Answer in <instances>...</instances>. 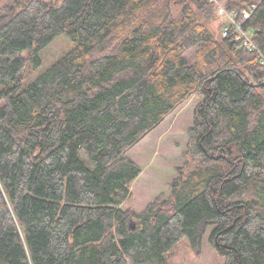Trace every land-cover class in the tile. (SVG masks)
Returning a JSON list of instances; mask_svg holds the SVG:
<instances>
[{"label":"trees","instance_id":"16d2710c","mask_svg":"<svg viewBox=\"0 0 264 264\" xmlns=\"http://www.w3.org/2000/svg\"><path fill=\"white\" fill-rule=\"evenodd\" d=\"M219 1L255 5L241 23L264 48V0ZM215 17L209 0H0V264H170L204 223L224 264H264V66ZM58 34L73 47L23 87ZM192 95L167 194L123 209L126 152Z\"/></svg>","mask_w":264,"mask_h":264},{"label":"rangeland","instance_id":"374dc122","mask_svg":"<svg viewBox=\"0 0 264 264\" xmlns=\"http://www.w3.org/2000/svg\"><path fill=\"white\" fill-rule=\"evenodd\" d=\"M220 22L221 20L215 17V21L211 24V30L217 38H220L218 29ZM72 47V41L65 34H58L42 49L41 65L34 69L28 64L22 86L25 87L33 81L38 74ZM21 55L25 56L26 51ZM199 100L197 95L189 97L126 152V155L140 166L141 172L129 186L130 194L122 205L123 209L139 212L159 193L167 194L168 185L176 176L175 168L181 166L185 160L187 129L192 123L194 107ZM214 228L213 223L202 225L198 245H192L187 236L180 239L166 254L169 263L224 264V257L214 250L210 242Z\"/></svg>","mask_w":264,"mask_h":264},{"label":"built area","instance_id":"2783aa9c","mask_svg":"<svg viewBox=\"0 0 264 264\" xmlns=\"http://www.w3.org/2000/svg\"><path fill=\"white\" fill-rule=\"evenodd\" d=\"M209 1L216 5V17L222 22L221 35L225 37L231 32V35L234 36V41L240 43L248 50L255 51L260 63L264 66V48L258 47V45L252 40L249 31L244 29L241 23L242 20L249 18L250 12L255 8V5H250L248 8H245L238 13H229L225 10L219 0Z\"/></svg>","mask_w":264,"mask_h":264},{"label":"water","instance_id":"95a60500","mask_svg":"<svg viewBox=\"0 0 264 264\" xmlns=\"http://www.w3.org/2000/svg\"><path fill=\"white\" fill-rule=\"evenodd\" d=\"M130 224H131V226H130ZM129 229H133L134 228V224H133V222L130 220V222H129Z\"/></svg>","mask_w":264,"mask_h":264}]
</instances>
